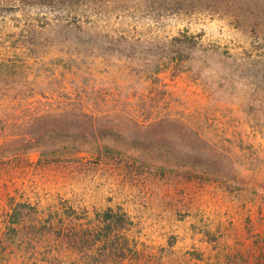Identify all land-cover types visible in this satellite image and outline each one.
Returning a JSON list of instances; mask_svg holds the SVG:
<instances>
[{"label": "rangeland", "instance_id": "rangeland-1", "mask_svg": "<svg viewBox=\"0 0 264 264\" xmlns=\"http://www.w3.org/2000/svg\"><path fill=\"white\" fill-rule=\"evenodd\" d=\"M56 17L89 30L80 39L44 45L37 57L17 50L30 63L24 73L34 104H71L93 112L96 127L119 134L101 138L99 145L47 139L26 149L6 134L23 133L26 126L1 132L6 137L0 136V264L43 261L56 243L41 237L39 225L46 219L72 223L79 218L103 226L109 208L123 214L124 237L111 252L99 246L96 264L260 260L264 0H78L58 11L42 4H4L0 53H8L26 26L44 29ZM174 38L185 41L191 54L184 66L177 64ZM164 54L170 57L163 59ZM150 60L159 62V71L151 70ZM244 61L254 66L241 68ZM4 123L0 118V126ZM137 135L139 145L133 144ZM164 138L207 160L185 162L168 142L158 141ZM102 144L116 152L87 153L97 146L104 151ZM77 150L81 153L70 156ZM17 202L29 207L24 225L13 231L8 214ZM60 254V264H86L82 256Z\"/></svg>", "mask_w": 264, "mask_h": 264}, {"label": "trees", "instance_id": "trees-1", "mask_svg": "<svg viewBox=\"0 0 264 264\" xmlns=\"http://www.w3.org/2000/svg\"><path fill=\"white\" fill-rule=\"evenodd\" d=\"M77 2L78 0H0V5L8 4L17 8L20 6L28 7L33 4H42L50 10L58 11L70 8ZM56 18L58 20L55 22H47V25L43 26L44 29H38L34 25L26 26L19 32L18 38L11 41L10 47L7 48L8 53H0V118L6 122L0 126V136L6 137L5 133L1 132L5 131V128H8V126H26V131L23 133H6L9 136L16 137L13 140L24 144L26 149L37 147L47 139H64L72 142L77 140L95 141L99 145L101 138L115 137L116 134H119L118 131L111 128L96 127L93 112L80 111V109L71 104L60 105L59 107H52L49 103H42L41 107H36L34 104L35 100L32 98L35 97V94L30 84V77L28 73H24V68L28 67L30 63L28 58H22L17 50H25L28 56L37 57L40 56V50L44 48V45L54 41L67 42L72 39H80L82 33L89 30L82 25L64 24L59 17ZM92 33L96 34L97 31H93ZM172 43V46L180 54L177 64L180 66L188 64L191 54L185 41L181 40V38H174V42ZM209 54L218 55L215 52ZM210 55H208V58ZM169 57V54L162 55L163 59H168ZM220 57L223 61L226 60L222 54H220ZM67 60L70 59H65V62ZM153 61L150 60L151 63H149L152 66L151 70L155 72L156 70L159 71V62L157 60L156 62ZM234 62L235 60L228 61L230 64ZM252 64L254 62L244 61V67L241 65V68H252L254 66ZM194 67L191 66L190 69ZM226 73H222L225 74L222 80L227 79ZM14 114L22 116L16 119ZM18 120L23 121V123L16 124ZM140 137V135H137L133 144L139 145ZM159 140L168 142L172 151H178L180 153L178 155L179 158H182L185 162L192 159L199 162L207 160L205 157L185 152L180 148L176 140L167 138ZM102 146L104 151L97 146V151H87V153L110 156L108 151H114L115 149L107 144H102ZM79 153L81 152L78 150L73 151L70 153L72 154L70 156H77ZM27 207H29L28 203L23 202H17L12 205L8 214L7 224L11 230L16 231L24 225L25 217L23 214ZM107 211H109L108 221H105L106 223L103 226H100V223L97 221L89 225L82 224L81 221H77L79 218L74 222L72 221V223H58L52 217L46 219L43 225H39L40 229L44 228L41 237L44 241L53 238L56 243L55 245H50L48 255L44 257L43 261L34 264H60L58 259L59 255H62L60 254L61 252H65L67 255L71 253V255L75 256V260L82 256L86 264H96V255L101 249L99 246L103 245L109 252L116 250L118 248L116 241L120 237H124V234L121 233L122 222L124 220L123 214H116L112 208H109ZM127 241L129 242V240ZM58 244L61 246H58ZM128 247L129 243L124 249ZM133 250L137 252L136 249L133 248ZM255 264H264V252H262V258Z\"/></svg>", "mask_w": 264, "mask_h": 264}]
</instances>
